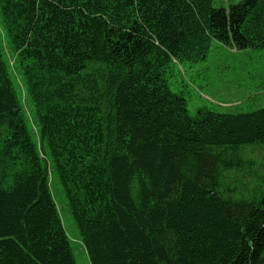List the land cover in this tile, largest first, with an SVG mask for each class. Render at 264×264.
<instances>
[{
  "label": "trees",
  "instance_id": "16d2710c",
  "mask_svg": "<svg viewBox=\"0 0 264 264\" xmlns=\"http://www.w3.org/2000/svg\"><path fill=\"white\" fill-rule=\"evenodd\" d=\"M0 18L37 124L0 46V264H76L53 174L89 264H264V163L240 183L264 107L190 115L166 77L213 40L264 48V0H0Z\"/></svg>",
  "mask_w": 264,
  "mask_h": 264
},
{
  "label": "rangeland",
  "instance_id": "374dc122",
  "mask_svg": "<svg viewBox=\"0 0 264 264\" xmlns=\"http://www.w3.org/2000/svg\"><path fill=\"white\" fill-rule=\"evenodd\" d=\"M238 1L214 0V6H225L227 3ZM0 46L5 60L10 65L12 80L24 107L28 126L32 128V122L37 125L34 106L26 89L22 86L23 80L16 68V52L2 27L1 18ZM14 60L15 64L12 69L11 62L13 63ZM166 77L171 91L181 94L185 99L186 109L190 115H195L198 109L219 113H238L264 107V48L236 49L213 40L203 59L170 62L166 69ZM46 153L49 156L47 150ZM242 155L244 160L254 163L252 166L254 174L244 175L240 181V183L247 184L246 192L249 193L262 183V166L258 165L264 163V147H247ZM256 173L258 176L255 175ZM235 175L239 178L243 174ZM50 190L66 233L71 240L76 264H89L85 250L78 242L77 225L55 174L50 177Z\"/></svg>",
  "mask_w": 264,
  "mask_h": 264
}]
</instances>
